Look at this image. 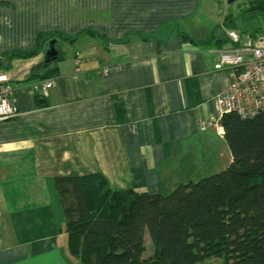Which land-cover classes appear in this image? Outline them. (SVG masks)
Returning a JSON list of instances; mask_svg holds the SVG:
<instances>
[{"label":"crops","instance_id":"1","mask_svg":"<svg viewBox=\"0 0 264 264\" xmlns=\"http://www.w3.org/2000/svg\"><path fill=\"white\" fill-rule=\"evenodd\" d=\"M207 1L0 0V77L17 109L0 122V264H85L69 253L56 180L99 174L111 192L166 194L227 167L224 134L199 122L230 83L215 69L239 47L228 32L259 28L203 32ZM42 34L70 41L57 38L55 85L38 93L45 50L12 56Z\"/></svg>","mask_w":264,"mask_h":264},{"label":"trees","instance_id":"2","mask_svg":"<svg viewBox=\"0 0 264 264\" xmlns=\"http://www.w3.org/2000/svg\"><path fill=\"white\" fill-rule=\"evenodd\" d=\"M246 5L247 16L264 18V0ZM57 38L69 40L42 34L32 51L12 57L36 56ZM60 60H45L35 82L54 78ZM222 125L227 167L166 194L111 192L99 174L56 180L69 253L85 264H264V112L229 114Z\"/></svg>","mask_w":264,"mask_h":264},{"label":"built area","instance_id":"3","mask_svg":"<svg viewBox=\"0 0 264 264\" xmlns=\"http://www.w3.org/2000/svg\"><path fill=\"white\" fill-rule=\"evenodd\" d=\"M228 38L239 47L221 53L215 69H230V83L216 96L213 115L199 122L200 131L215 129L224 134L225 116L236 114L242 119H251L264 112V35L241 36L236 31H229ZM107 71L100 74L105 75ZM6 82L5 76L0 77V122L17 116L13 89ZM54 85L55 81L48 79L34 83L33 89L45 93Z\"/></svg>","mask_w":264,"mask_h":264},{"label":"rangeland","instance_id":"4","mask_svg":"<svg viewBox=\"0 0 264 264\" xmlns=\"http://www.w3.org/2000/svg\"><path fill=\"white\" fill-rule=\"evenodd\" d=\"M208 0L200 5L199 12L201 18L198 23L203 28V32L220 31L223 26L229 27L232 23L239 27V30L253 29V27L261 29L259 35H264V18H250L245 14L247 5L243 0ZM231 11V12H230ZM152 247L149 239L146 238V255H150ZM203 264H220V260L211 259Z\"/></svg>","mask_w":264,"mask_h":264},{"label":"water","instance_id":"5","mask_svg":"<svg viewBox=\"0 0 264 264\" xmlns=\"http://www.w3.org/2000/svg\"><path fill=\"white\" fill-rule=\"evenodd\" d=\"M56 41L51 40L48 45L47 49L45 50L44 58L46 61L53 60L58 57V51L55 48Z\"/></svg>","mask_w":264,"mask_h":264}]
</instances>
